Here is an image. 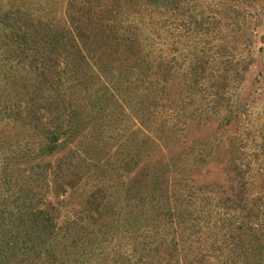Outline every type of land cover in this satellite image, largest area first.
Returning a JSON list of instances; mask_svg holds the SVG:
<instances>
[{"label": "trees", "instance_id": "obj_1", "mask_svg": "<svg viewBox=\"0 0 264 264\" xmlns=\"http://www.w3.org/2000/svg\"><path fill=\"white\" fill-rule=\"evenodd\" d=\"M54 1L0 0V264H264V0Z\"/></svg>", "mask_w": 264, "mask_h": 264}, {"label": "rangeland", "instance_id": "obj_2", "mask_svg": "<svg viewBox=\"0 0 264 264\" xmlns=\"http://www.w3.org/2000/svg\"><path fill=\"white\" fill-rule=\"evenodd\" d=\"M68 1L69 0H56L53 2V4H52L53 9L55 11L59 12V13L55 12L57 15L60 16V15H62L63 12L66 11ZM45 12H46V7L43 9V13H45ZM170 39L174 40V38H170ZM210 127H212L211 128L212 133H215L216 129H214L213 124H211L207 128H210ZM98 131H99V127L97 129V132ZM206 133H207V131H203V132H201V135H204ZM216 134L219 135L220 132L216 131ZM169 142H171V146L168 147L164 152H162L161 150H159V151L145 150L149 153L144 152V155H148L152 159L161 157V153L167 154V155H173L174 157H180V155L184 151H186V150H184L185 146H190L191 143L199 144L198 141H196V140H169ZM221 142H222V145L217 150V152L219 154L216 152L214 155H210V154L205 155V158L209 160V163L206 165L205 170L210 171V173L207 174V176H205L206 179H211L212 177H215L217 175V173L219 172V170L221 171L223 168L224 160L227 157V152H226L227 140H221ZM196 177L199 179H204V177H201V176H196ZM41 206L46 208V200H45L44 204L41 202ZM47 206L49 207L50 210L55 209L57 207L56 201L54 199H49L47 201Z\"/></svg>", "mask_w": 264, "mask_h": 264}]
</instances>
